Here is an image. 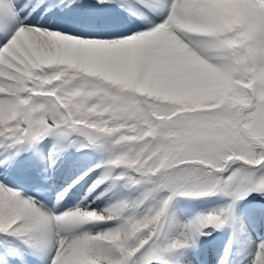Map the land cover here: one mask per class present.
<instances>
[{
	"label": "snow or ice",
	"instance_id": "1",
	"mask_svg": "<svg viewBox=\"0 0 264 264\" xmlns=\"http://www.w3.org/2000/svg\"><path fill=\"white\" fill-rule=\"evenodd\" d=\"M262 226L264 0H0V264H264Z\"/></svg>",
	"mask_w": 264,
	"mask_h": 264
},
{
	"label": "bare ground",
	"instance_id": "2",
	"mask_svg": "<svg viewBox=\"0 0 264 264\" xmlns=\"http://www.w3.org/2000/svg\"><path fill=\"white\" fill-rule=\"evenodd\" d=\"M96 158L97 157L95 155L80 156L79 154L70 157L69 162L61 169V171L56 176L57 179L59 180V183H61V181H64L68 176L72 175L74 172L78 171L81 167H84L92 163ZM78 190H79V194L76 196V198L80 197V195L85 190V188L82 187V188H79ZM119 195L127 196V195H135V194L121 192L119 193ZM97 203H99L100 206H104L103 202L98 201ZM75 204L76 203L71 204L66 207H72ZM259 235L264 236V226H262L259 229ZM203 239H204V244H203L202 256L205 257L206 259L202 260V263L203 264H217L218 257H215L213 252H215L216 249L221 251L222 245L220 242L221 241L223 242L224 239H227V234L218 233L217 236H215V238H203ZM233 260H234V264L238 263V256L234 257Z\"/></svg>",
	"mask_w": 264,
	"mask_h": 264
},
{
	"label": "rangeland",
	"instance_id": "3",
	"mask_svg": "<svg viewBox=\"0 0 264 264\" xmlns=\"http://www.w3.org/2000/svg\"><path fill=\"white\" fill-rule=\"evenodd\" d=\"M63 181H61V183H62ZM56 183L57 184H60L59 183V180L57 179V177H56ZM79 194V190H77L75 193H73L71 196H68V197H66L65 198V201L63 202L64 203V207H66V206H69V205H71V204H74V203H77L78 201H79V198H76V196ZM101 207H103V206H101ZM186 209H187V211L189 212V213H191V211H192V206H186ZM217 234L218 233H214L213 234V236L212 237H210V238H215V236H217ZM221 234H224V233H221ZM222 236V235H221ZM222 239V238H221ZM226 240L227 239H224V241L222 242L221 240V245H222V247L221 248H223V246H224V244H225V242H226ZM222 250V249H221ZM220 252L221 251H219L218 249H216V251L215 252H213L214 253V255H215V257H218V255L220 254ZM206 258L205 257H203L202 256V260H205ZM203 264V263H202ZM236 264H246V255H239L238 256V263H236Z\"/></svg>",
	"mask_w": 264,
	"mask_h": 264
}]
</instances>
